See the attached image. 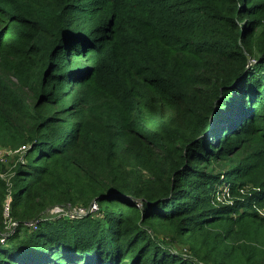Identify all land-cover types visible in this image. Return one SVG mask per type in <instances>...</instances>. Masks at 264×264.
I'll list each match as a JSON object with an SVG mask.
<instances>
[{
    "label": "trees",
    "instance_id": "obj_1",
    "mask_svg": "<svg viewBox=\"0 0 264 264\" xmlns=\"http://www.w3.org/2000/svg\"><path fill=\"white\" fill-rule=\"evenodd\" d=\"M22 146L0 264H264V0H0Z\"/></svg>",
    "mask_w": 264,
    "mask_h": 264
},
{
    "label": "built area",
    "instance_id": "obj_2",
    "mask_svg": "<svg viewBox=\"0 0 264 264\" xmlns=\"http://www.w3.org/2000/svg\"><path fill=\"white\" fill-rule=\"evenodd\" d=\"M27 150V147L22 146L17 150H11V149H6V148H1L0 147V163L1 164H7L9 162V160H13L16 162H23V155L25 153V151ZM15 164V165H16ZM5 167V166H4ZM12 169V168H11ZM11 169L7 174L6 171V167H5V172L1 175V178L4 181H8L10 179V173H11ZM10 198L9 196L7 197L3 209H4V218L6 219L5 222V233L2 235V241L5 238V236L11 235V233H13V231L16 229L17 227V223L12 220L9 216V210H10ZM96 208V206H90L88 209H83L81 207L78 208H71V207H65L62 208L60 206H57L55 208H53L51 211H49L48 213H46V215H66L69 216L70 218H75V217H81L84 216L86 214H88L89 212L94 211ZM70 210L72 212H70ZM38 221H33L28 223V226H34L37 225Z\"/></svg>",
    "mask_w": 264,
    "mask_h": 264
},
{
    "label": "rangeland",
    "instance_id": "obj_3",
    "mask_svg": "<svg viewBox=\"0 0 264 264\" xmlns=\"http://www.w3.org/2000/svg\"><path fill=\"white\" fill-rule=\"evenodd\" d=\"M15 164H16V162L13 161V160H9V162H8L7 164H4V166L6 167L7 174H8V172L10 171V169H11L13 166H15ZM70 212H72V211L70 210ZM17 226H18V225H17ZM16 228H17V227H16Z\"/></svg>",
    "mask_w": 264,
    "mask_h": 264
},
{
    "label": "water",
    "instance_id": "obj_4",
    "mask_svg": "<svg viewBox=\"0 0 264 264\" xmlns=\"http://www.w3.org/2000/svg\"><path fill=\"white\" fill-rule=\"evenodd\" d=\"M55 207H57V206H54V207H52L51 209H48L47 211H45L44 213H48L49 211H51L53 208H55Z\"/></svg>",
    "mask_w": 264,
    "mask_h": 264
}]
</instances>
